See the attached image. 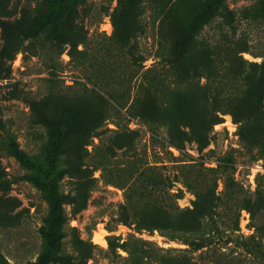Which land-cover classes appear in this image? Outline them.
<instances>
[{"label": "rangeland", "instance_id": "obj_1", "mask_svg": "<svg viewBox=\"0 0 264 264\" xmlns=\"http://www.w3.org/2000/svg\"><path fill=\"white\" fill-rule=\"evenodd\" d=\"M212 2L77 0L25 37L53 2L0 0V259L47 251L49 175L64 221L45 264H264V74L251 94L232 71L264 61V0Z\"/></svg>", "mask_w": 264, "mask_h": 264}, {"label": "trees", "instance_id": "obj_2", "mask_svg": "<svg viewBox=\"0 0 264 264\" xmlns=\"http://www.w3.org/2000/svg\"><path fill=\"white\" fill-rule=\"evenodd\" d=\"M51 1L55 5L54 11L44 16L43 19L37 22L35 25L22 29L21 32L24 34L25 37L32 36L33 34H35L37 30L44 28L47 22L55 21L56 19H58L62 13H66L71 10H76L75 3L77 2V0H51ZM221 1L223 0H213L211 7L214 8L218 6ZM175 55L176 54H169V53L162 52L159 58L156 60V65L158 66V68L164 69L170 62L178 60V58H176ZM237 60H238L239 66L235 70L233 68L232 71L233 73H235V76L237 78L243 80L245 84H247V86L249 87L248 90L252 94L254 93L253 83L255 82L256 79L260 78L264 74V61H262L261 63H255L252 61H248L241 55L238 56ZM253 66L261 67V70L259 72H256ZM148 69H150V67H148ZM97 94L106 104L108 99L99 92ZM255 97H256L255 99L256 105L257 107H260L262 105L261 102H263V99H264V94L255 95ZM48 121L52 129V145L53 147L56 148L58 143L60 142L61 134L59 133L58 125L51 120H48ZM9 145L12 148V152L19 159H21L22 161H24L25 163L29 165L34 164L30 160V158L23 152V150L18 146V144L16 143L13 137L9 138ZM36 181L41 187H43L47 191L50 204H51V210H50L51 215H50V220H49V226L46 229H44V232L48 238V249L45 253H43L39 257L37 261L33 263V264H45L46 262H48L50 259L53 258V252L60 242L59 229L64 221V213H63V206L61 202V196L57 188L56 180L53 177H50L49 175H47V176H38L36 178ZM194 205L196 209L201 210L202 213H205L207 215L212 210L210 207L202 208L198 200L194 202ZM209 223H210L211 229H213V232H208V234H206L207 232L205 233L201 229V228H204V224H201L199 227L193 228L192 233H196L198 236H196L194 239H191L189 243L195 244L198 248H200L202 246H205L207 241L208 242L215 241V237H218L215 233L216 229H218L216 220H212ZM232 223L236 225V227H234L235 230L239 229V221L237 217L236 219L234 218L232 220ZM234 229L228 232L227 236L224 238L226 243L229 241H234L238 239V236H236ZM172 235H175V234L173 233ZM183 235L186 236L187 234H183ZM0 264H9V263L4 256H1Z\"/></svg>", "mask_w": 264, "mask_h": 264}, {"label": "bare ground", "instance_id": "obj_3", "mask_svg": "<svg viewBox=\"0 0 264 264\" xmlns=\"http://www.w3.org/2000/svg\"><path fill=\"white\" fill-rule=\"evenodd\" d=\"M100 237H102V235H101V234H99V238H100ZM100 239H101V238H100Z\"/></svg>", "mask_w": 264, "mask_h": 264}]
</instances>
